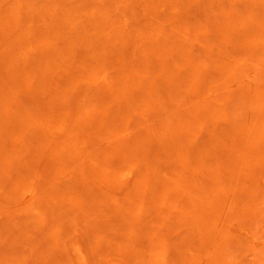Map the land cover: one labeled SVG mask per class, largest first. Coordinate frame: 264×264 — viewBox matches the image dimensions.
Segmentation results:
<instances>
[{
	"label": "rangeland",
	"instance_id": "obj_1",
	"mask_svg": "<svg viewBox=\"0 0 264 264\" xmlns=\"http://www.w3.org/2000/svg\"><path fill=\"white\" fill-rule=\"evenodd\" d=\"M0 264H264V0H0Z\"/></svg>",
	"mask_w": 264,
	"mask_h": 264
}]
</instances>
